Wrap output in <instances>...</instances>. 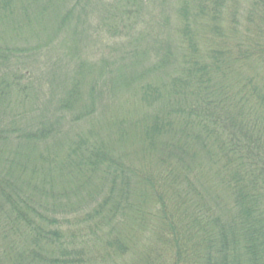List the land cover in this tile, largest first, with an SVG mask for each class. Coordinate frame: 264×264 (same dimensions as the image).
<instances>
[{"label":"trees","instance_id":"16d2710c","mask_svg":"<svg viewBox=\"0 0 264 264\" xmlns=\"http://www.w3.org/2000/svg\"><path fill=\"white\" fill-rule=\"evenodd\" d=\"M173 6L0 0V264H264V0Z\"/></svg>","mask_w":264,"mask_h":264},{"label":"rangeland","instance_id":"374dc122","mask_svg":"<svg viewBox=\"0 0 264 264\" xmlns=\"http://www.w3.org/2000/svg\"><path fill=\"white\" fill-rule=\"evenodd\" d=\"M175 3V0H166V5H168V9L165 11V13L164 14H166V15H168V18L171 20V18H172V15H173V4ZM164 14H162L161 15V18H162V20L164 21L166 18L163 16ZM165 23V22H164ZM149 26V25H148ZM147 25H145L144 23H141V24H139V26H138V28H137V30L136 31H134L135 33L138 31V30H140V31H143V30H145V29H147V27H148ZM141 28V29H140ZM45 29V26H43L42 28H41V30H44ZM48 29V26L46 27V30ZM159 31V30H158ZM157 31V32H158ZM137 34V33H136ZM136 34H135V36H136ZM148 37V39H147V43H154L155 41H153V40H150V37L149 36H147ZM106 41H107V43H117L118 41L117 40H115V39H112V38H110V37H107L106 39H105ZM62 41H63V39H62ZM147 43H138V44H141V45H143V46H146L147 45ZM90 56V58L92 59V61H93V63H90V64H94V68H93V71H94V75L93 76H96V75H102V74H104V72H105V69H104V66H102L101 64H103L102 63V60H103V58H105V57H110V55H108V53L105 51H101V52H92V54H90L89 55ZM122 91H124L125 93H129L130 91L129 90H127V89H122ZM120 94H121V92H120Z\"/></svg>","mask_w":264,"mask_h":264}]
</instances>
